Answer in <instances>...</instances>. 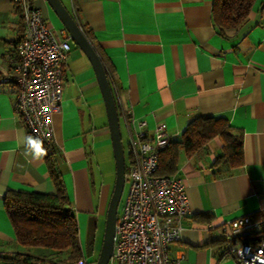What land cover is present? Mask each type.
<instances>
[{
    "label": "crops",
    "instance_id": "crops-1",
    "mask_svg": "<svg viewBox=\"0 0 264 264\" xmlns=\"http://www.w3.org/2000/svg\"><path fill=\"white\" fill-rule=\"evenodd\" d=\"M62 1L74 16L78 11L116 80L111 84L127 162L131 137L139 132L153 136L159 122L168 124L175 140L197 115L224 116L242 134L244 164L229 173L214 174L212 164L223 144L219 137L193 156L182 153L174 175L185 182L191 212L170 254L180 264H244L222 252V228L243 216L264 221V0L255 2L248 21L230 37L213 22L214 0ZM32 3L56 33L65 27L48 0ZM25 30L16 0H0V264H8L5 256L27 250L7 213L6 193L56 191L44 156L37 157L27 143L32 136L16 107V46ZM71 39L51 146L79 226L81 256L74 263L95 264L105 237L116 157L96 70ZM202 214L208 218L201 219ZM250 232L242 228L237 233ZM32 251L58 258L55 249Z\"/></svg>",
    "mask_w": 264,
    "mask_h": 264
},
{
    "label": "built area",
    "instance_id": "built-area-1",
    "mask_svg": "<svg viewBox=\"0 0 264 264\" xmlns=\"http://www.w3.org/2000/svg\"><path fill=\"white\" fill-rule=\"evenodd\" d=\"M16 1L26 25L16 46L20 71L16 107L29 132L42 142L52 143L53 115L61 110L71 35L65 27L56 33L32 0ZM74 14L84 30L78 11ZM108 74L116 84L113 74ZM173 140L166 122L157 124L153 136L139 132L131 137L126 168L129 189L118 210L111 258L116 264H180V258H172L170 246L181 239L183 220L191 212L185 182L176 175L157 173L160 153ZM242 228L251 232L239 236ZM222 229L223 253L235 255L244 264H264V221L243 216ZM76 264H87V260Z\"/></svg>",
    "mask_w": 264,
    "mask_h": 264
},
{
    "label": "trees",
    "instance_id": "trees-1",
    "mask_svg": "<svg viewBox=\"0 0 264 264\" xmlns=\"http://www.w3.org/2000/svg\"><path fill=\"white\" fill-rule=\"evenodd\" d=\"M256 1L214 0L212 18L221 34L230 37L238 31L248 21ZM16 2L22 15L20 4ZM105 67L108 72L106 64ZM31 136L36 139L32 134ZM216 137H219L223 144L221 153L212 164L214 174L222 175L242 166L244 164L242 134L234 130L224 116L197 115L189 122L180 138L174 139L161 151L157 173L174 175L178 171L182 153L189 157L193 156ZM42 146L46 149L43 156L55 182L56 191L12 189L6 193L7 213L19 243L27 248L5 256L3 259L8 264H76L74 260L81 256L78 221L70 206L65 183L57 169L55 150L51 143L42 142ZM127 163L126 161V167ZM200 218L205 219L208 216L202 214ZM33 247L55 249L58 251V258L54 260L37 254L32 251ZM64 252L67 254L64 255Z\"/></svg>",
    "mask_w": 264,
    "mask_h": 264
},
{
    "label": "water",
    "instance_id": "water-1",
    "mask_svg": "<svg viewBox=\"0 0 264 264\" xmlns=\"http://www.w3.org/2000/svg\"><path fill=\"white\" fill-rule=\"evenodd\" d=\"M48 2L64 23V26L69 31L71 37L90 58L96 70L108 110L117 169L115 186L107 213L104 242L96 264H109L114 250V237L116 234L118 210L126 184L127 168L118 104L105 64L90 38L80 27L75 16L69 11L62 0H48Z\"/></svg>",
    "mask_w": 264,
    "mask_h": 264
},
{
    "label": "clouds",
    "instance_id": "clouds-1",
    "mask_svg": "<svg viewBox=\"0 0 264 264\" xmlns=\"http://www.w3.org/2000/svg\"><path fill=\"white\" fill-rule=\"evenodd\" d=\"M27 143L31 149L34 150L37 157H41L46 154V149L42 146V142L40 140L28 137Z\"/></svg>",
    "mask_w": 264,
    "mask_h": 264
},
{
    "label": "rangeland",
    "instance_id": "rangeland-1",
    "mask_svg": "<svg viewBox=\"0 0 264 264\" xmlns=\"http://www.w3.org/2000/svg\"><path fill=\"white\" fill-rule=\"evenodd\" d=\"M73 38L71 39V42L73 43ZM125 145H126V141H125ZM127 147V145H126ZM128 149V148H127ZM113 179V182H115V179H116V170H115V176L112 175V178ZM128 189H129V185H128V180H126V184H125V188H124V192H123V195H122V199H121V202H120V205H119V210L122 208V205H123V202L124 200L126 199L127 197V194H128ZM96 264V263H95ZM109 264H116L114 263V261H111Z\"/></svg>",
    "mask_w": 264,
    "mask_h": 264
}]
</instances>
